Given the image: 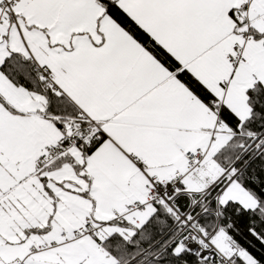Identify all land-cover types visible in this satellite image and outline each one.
<instances>
[{
  "label": "snow or ice",
  "instance_id": "6c2138e0",
  "mask_svg": "<svg viewBox=\"0 0 264 264\" xmlns=\"http://www.w3.org/2000/svg\"><path fill=\"white\" fill-rule=\"evenodd\" d=\"M0 264H264V0H0Z\"/></svg>",
  "mask_w": 264,
  "mask_h": 264
}]
</instances>
